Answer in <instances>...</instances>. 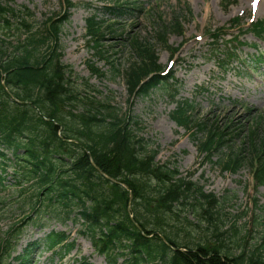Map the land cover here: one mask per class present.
I'll list each match as a JSON object with an SVG mask.
<instances>
[{"label":"trees","instance_id":"obj_1","mask_svg":"<svg viewBox=\"0 0 264 264\" xmlns=\"http://www.w3.org/2000/svg\"><path fill=\"white\" fill-rule=\"evenodd\" d=\"M64 1V14L47 18L44 31H33L34 15L27 7L0 4V27L26 33L14 45L0 37V161L11 162L19 198H23L21 208L32 210L22 222L39 214L59 217L60 207L70 217L74 207L78 208V217L86 223L84 232L108 264H264V242L248 249L243 236L236 254L226 244L228 230H217L214 242L179 237L169 230L185 209L194 211L197 205L217 204L218 199L168 163L156 161L158 149L140 136V122L131 111L120 113L111 99L81 97L83 93L72 82L73 69L62 60V26L75 6L72 0ZM103 3V13L116 18L131 11L121 0ZM86 24L87 40L103 58L108 51L103 38L117 32L116 23H106L94 14ZM170 26L176 31L180 23ZM133 39L131 45L139 61L124 71V76L131 94L146 96L164 81L154 48ZM225 56L220 54L219 59ZM191 106L179 103L173 115L179 125L191 124ZM199 126L206 133L199 150L209 158L230 143L226 131L220 133L217 126L205 122ZM252 134L255 139L257 134ZM254 142L248 149L259 158L256 165L251 161L257 186H261L264 146ZM8 153L12 159L7 158ZM248 158L246 149L232 151L220 162L226 160V170L234 165L236 171ZM205 214L214 218L210 209H205ZM21 234L17 225L0 232V264H8ZM69 239L65 232L52 231L39 244L63 256L75 247ZM37 246L38 242L30 243L14 259L31 264ZM75 262L90 264L86 259Z\"/></svg>","mask_w":264,"mask_h":264},{"label":"rangeland","instance_id":"obj_2","mask_svg":"<svg viewBox=\"0 0 264 264\" xmlns=\"http://www.w3.org/2000/svg\"><path fill=\"white\" fill-rule=\"evenodd\" d=\"M100 1L73 0L76 7L70 11L62 29L63 61L73 68L78 78L77 88L97 99L113 97V105L122 112L131 109L141 122V135L159 147L157 161L169 162L183 176L195 174L192 180L218 198L217 204L203 202L204 207L197 205V210L185 209L168 226L169 230L179 237L212 242L218 231L228 230L224 237L226 244L237 254L240 251L237 243H243V236L249 248L259 245L264 239V185L255 186L249 160L233 172L223 171L221 153L211 160L201 157L197 147L204 137L195 124L207 121L222 129L227 125L241 129L230 144L237 152L254 127L261 134L258 144L264 142V39L257 37L264 38V31L257 35L253 31L256 24L264 23V0L257 12L251 11V0H124L137 10L119 20L101 11L98 13L103 20L108 19L107 23H117V33L104 36V43L110 47L105 58L86 41V20L100 8ZM0 4L26 6L34 15L33 31H44L46 19L58 17L65 7L62 0H0ZM176 14L182 19L180 33L170 32L167 42L161 41L156 35L157 27L168 24ZM237 18L241 25L234 27ZM250 23L253 25L249 29L245 27ZM0 37H5L8 45H14L26 33L0 27ZM135 37L153 45L159 64L174 74L173 85L178 89L175 99L163 88L153 91L149 97L129 95L121 72L139 60L128 45ZM176 49L179 52L172 59ZM227 49L235 50L237 57L228 70L222 71L214 56ZM255 56L263 61H256ZM90 65L98 67L101 76L95 75ZM114 67L121 72L115 73ZM177 99L193 103V125L189 128L180 127L173 119ZM229 152V148L223 151ZM7 177L5 187L0 184L1 233L9 231L29 211L27 207H20L22 200L12 175ZM205 209L213 211L214 218L203 215ZM77 212L70 217L61 212L55 219L40 215V220L24 223L25 226L18 224L23 226L18 250L42 239L51 230L67 231L76 240L73 252L62 258L61 254L52 255L40 245L32 253L34 263L70 264L76 258L87 257L92 264H107L105 257L95 252L89 237L81 232L84 228L75 221ZM9 264L19 263L11 260Z\"/></svg>","mask_w":264,"mask_h":264},{"label":"bare ground","instance_id":"obj_3","mask_svg":"<svg viewBox=\"0 0 264 264\" xmlns=\"http://www.w3.org/2000/svg\"><path fill=\"white\" fill-rule=\"evenodd\" d=\"M261 9V8H260Z\"/></svg>","mask_w":264,"mask_h":264}]
</instances>
